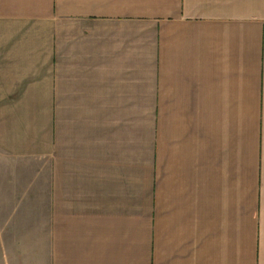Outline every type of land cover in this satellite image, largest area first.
Listing matches in <instances>:
<instances>
[{
    "label": "crops",
    "instance_id": "1",
    "mask_svg": "<svg viewBox=\"0 0 264 264\" xmlns=\"http://www.w3.org/2000/svg\"><path fill=\"white\" fill-rule=\"evenodd\" d=\"M70 1L0 0V148L45 158L48 260L264 264V0Z\"/></svg>",
    "mask_w": 264,
    "mask_h": 264
},
{
    "label": "rangeland",
    "instance_id": "2",
    "mask_svg": "<svg viewBox=\"0 0 264 264\" xmlns=\"http://www.w3.org/2000/svg\"><path fill=\"white\" fill-rule=\"evenodd\" d=\"M251 113L252 111H248V118ZM115 138L116 136L113 135L111 140L114 143H112L109 154L113 158L118 157L116 154H119L118 150L122 148V137ZM154 144L157 149V143ZM134 148L137 154L133 162L136 169V176H134V184H136L146 177L142 165L148 161V157L145 159L143 152L138 154V149H144L143 146L136 144ZM36 159L31 158L28 161L13 157L0 148V199L6 200V206L0 205V264H48V262L49 264H63V261H57V256L53 259L52 251L48 260V224L45 214L46 166L45 158L36 157ZM111 187L113 185L104 184V190H109ZM69 213L70 217H75V215L72 216L71 210ZM64 223L54 225V237L51 238L52 235H50L49 244L51 241L61 244L64 240L67 242L71 238L67 233L62 232ZM67 223L70 225L71 219ZM58 229L61 233L60 238L57 236ZM60 246L59 256L62 260L63 246Z\"/></svg>",
    "mask_w": 264,
    "mask_h": 264
}]
</instances>
